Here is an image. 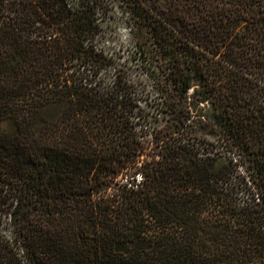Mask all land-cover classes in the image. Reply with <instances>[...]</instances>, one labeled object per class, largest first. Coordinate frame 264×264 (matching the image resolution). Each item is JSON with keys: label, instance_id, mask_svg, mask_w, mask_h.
I'll return each mask as SVG.
<instances>
[{"label": "trees", "instance_id": "1", "mask_svg": "<svg viewBox=\"0 0 264 264\" xmlns=\"http://www.w3.org/2000/svg\"><path fill=\"white\" fill-rule=\"evenodd\" d=\"M0 264H264V0H0Z\"/></svg>", "mask_w": 264, "mask_h": 264}, {"label": "rangeland", "instance_id": "2", "mask_svg": "<svg viewBox=\"0 0 264 264\" xmlns=\"http://www.w3.org/2000/svg\"><path fill=\"white\" fill-rule=\"evenodd\" d=\"M115 30H116L115 36L117 40L116 42L120 44H124L125 40H127V35H128L127 31L121 24L116 25Z\"/></svg>", "mask_w": 264, "mask_h": 264}]
</instances>
